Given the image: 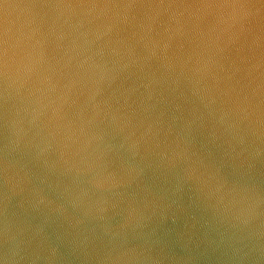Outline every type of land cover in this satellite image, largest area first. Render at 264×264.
<instances>
[{"label":"water","instance_id":"water-1","mask_svg":"<svg viewBox=\"0 0 264 264\" xmlns=\"http://www.w3.org/2000/svg\"><path fill=\"white\" fill-rule=\"evenodd\" d=\"M0 264H264V0H0Z\"/></svg>","mask_w":264,"mask_h":264}]
</instances>
